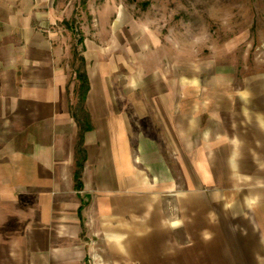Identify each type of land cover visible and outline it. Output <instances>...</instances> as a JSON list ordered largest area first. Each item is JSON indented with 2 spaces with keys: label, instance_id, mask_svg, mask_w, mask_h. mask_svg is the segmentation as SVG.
<instances>
[{
  "label": "crops",
  "instance_id": "crops-1",
  "mask_svg": "<svg viewBox=\"0 0 264 264\" xmlns=\"http://www.w3.org/2000/svg\"><path fill=\"white\" fill-rule=\"evenodd\" d=\"M74 13L70 0H0V264H85L92 233L135 264H264L262 92L209 102L165 63L125 58L122 39L87 38L76 188Z\"/></svg>",
  "mask_w": 264,
  "mask_h": 264
},
{
  "label": "rangeland",
  "instance_id": "rangeland-1",
  "mask_svg": "<svg viewBox=\"0 0 264 264\" xmlns=\"http://www.w3.org/2000/svg\"><path fill=\"white\" fill-rule=\"evenodd\" d=\"M70 1L75 13L63 25L74 39L76 70L87 38L109 47L122 39L125 58H155L161 62L153 65L162 68L165 63L173 84L185 77L189 88L204 89L209 102H227V92L237 103L246 94L254 101L264 93V0ZM98 236L86 238L91 253L85 264H135L130 246L119 255ZM179 241L184 239H173L174 251Z\"/></svg>",
  "mask_w": 264,
  "mask_h": 264
},
{
  "label": "trees",
  "instance_id": "trees-1",
  "mask_svg": "<svg viewBox=\"0 0 264 264\" xmlns=\"http://www.w3.org/2000/svg\"><path fill=\"white\" fill-rule=\"evenodd\" d=\"M69 28L72 29V27L70 26ZM79 42L83 43V39H80ZM79 59L81 61L82 68L77 70V78L79 80V87H78L79 106L78 108H76L75 111V116L81 126L80 139L78 142V149H77V161H76L77 168L75 172V181H76L75 186L78 190L82 188L81 176H82L84 163L86 160V154L83 148L84 133L92 129V124L89 115L85 109V101H86L87 93L90 88V83L85 68V59L83 56H81V58Z\"/></svg>",
  "mask_w": 264,
  "mask_h": 264
}]
</instances>
